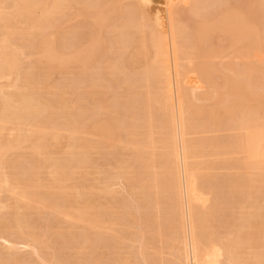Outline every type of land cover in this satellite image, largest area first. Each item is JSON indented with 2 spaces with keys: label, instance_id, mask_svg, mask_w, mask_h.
<instances>
[{
  "label": "rangeland",
  "instance_id": "374dc122",
  "mask_svg": "<svg viewBox=\"0 0 264 264\" xmlns=\"http://www.w3.org/2000/svg\"><path fill=\"white\" fill-rule=\"evenodd\" d=\"M65 1H70V3L63 2L62 7L66 6L65 7L66 9L63 7V9L61 8L62 11L61 10L59 11L60 13L59 12L54 13L56 14V16L52 14L54 15L53 17H51L52 16L51 15L50 17H48V19H43L42 20L43 22L41 23L39 27L40 30L38 28L34 29L33 33L31 31L32 35L29 33L30 35L27 34V37H25L26 35L23 36V34L29 31V29L27 30L29 25L26 23H23L22 21L17 22V24L15 23L14 30L18 35L15 33V36H13L14 40L11 38L9 39L10 41H12L10 43L9 41H7V37L4 38V36H7L6 32H8V30H6V28L4 29L3 27L1 30V26H0V39H1L0 47L3 48L4 46L5 50H3V52L7 51L6 53H8V51H10L9 49L13 48L12 46L14 45V48L11 49V51H14L13 53H15L14 60L16 61L15 64L17 67L13 70H9L8 68H6V66H4L0 69V72H1L0 73V87H2L0 88V98H2L0 100L5 101L9 99L7 97L11 95L10 98L15 97V99L13 98L12 101L10 100V103L12 106H14L13 103H15V100H16L17 102L15 103V106H16V104H18L19 99H20L19 96H21V94L23 95V93L26 92L27 94L29 93L32 96L34 101L37 100L38 98V101L36 102L37 103L40 102L41 105L46 108V109L44 108L45 110L43 109L44 110L42 111L43 114L40 115V117L36 118L35 121L33 120L34 122L32 120L30 121L29 125L31 126H29L27 123H21L19 121H17L16 123L15 121V123L13 122L10 123L11 125L6 124L3 127V130H0V138L4 139L5 141L6 139H8L9 141V139H11L12 137H17V136L19 140L21 139L19 141L20 145L18 143V144L12 145L10 147L11 149L10 148L9 150L7 149L8 151H6L3 154L1 162H0L1 163L0 164V264H180L179 262L180 260L178 258H180L181 254H183L182 245L180 247V245L178 246L179 243L173 244L171 239H169L171 237L170 236L171 234H168V233L172 232L171 225H169L171 224L170 223L171 217H169L168 215L169 212L167 214L168 205L166 204L162 205L163 201H165V199H163L164 198L163 194L161 193L162 191L158 193L159 196L161 195L162 197V199L160 197L159 199H161V201L163 200L162 203L159 201V206L161 207L166 206V208L162 207L161 210L157 211V209H160L159 206L157 207L156 204H155L156 205L155 207L153 206V204L155 203V201L153 202V199L155 200V196H154L155 192L153 188L154 181L161 180L160 178H162V181H164L165 171L162 170L163 168H161L162 166H160L161 160L157 157L154 158V155H153V158L156 159V161H154V163L152 162V164L155 165L156 168L155 167L151 168L146 165L148 164V161L149 162L153 161L151 158L152 154H150L151 156L149 155L151 150L147 149L148 144H149V141H148L149 139L147 140L148 138L147 136L149 134H148V131L146 130L147 127L146 128L144 127V129L142 128L143 130L139 129L138 127L136 128V126L138 125L140 126L143 125V121H141L140 119H142L144 115L142 113H139L140 111L139 112L135 111L136 115H138L139 117L138 118L136 115H134V112H132L133 114L130 113L131 107H134L133 105L137 101V97H138L137 93H139V91L140 93L142 92L145 93V92H144V89L139 90V89L133 88L131 89L132 91L128 90L129 87L127 85H129L128 79L130 76L127 74L126 71H129L130 69L128 70L127 66L126 68H124L120 64V62L122 63L124 62L119 61L120 60L119 57H121L119 52L125 53L124 47L123 48L120 47L122 46L120 43L121 36L124 34L123 33L124 30L129 29L128 21L132 15V11L130 10V8L133 6L134 0H81L80 2L79 0H72V1L65 0ZM175 1L179 4L178 0H175ZM209 1L211 4L207 1L209 5L208 4L206 5L204 4L203 0H198V3L196 4L197 6H200L198 4H201V3L202 5H204L203 6L204 9L198 7L199 11L196 10L197 8L194 9L195 6L193 5L189 6L191 8L193 7L192 8L193 10H190L188 5H183L181 3H180L181 5H179V10H180L179 13L182 10H184L182 11L183 13L182 12L180 13V17L183 18V21H184V31H183L182 39L184 40L185 44L189 39H191V41L189 40L186 45L184 44L185 47L181 51L182 57L183 58L184 57L187 58L189 56L190 58L194 57L195 51L194 49H190L189 47H192L191 42L193 41V38H194V34H193L194 26L193 25L195 24V22H197V20L201 16L203 15L207 16V14H215L219 12L220 13L226 12L228 11L227 10L228 7L231 8L232 6H235L237 8L238 16L241 20L239 23L240 29H241L240 35H239L240 37H238L239 39L238 49L239 50L237 49L238 54H239L238 57H240L239 59L237 58L238 59L237 60L238 69L241 70V72H243L244 70L245 72H248V74H249V69H252L253 75L256 76V77H253L254 79L257 78L258 76L264 78V75H262V73H264V29H262L264 27V0H254L255 2L253 0H219V1L209 0ZM213 2L214 3L218 2V5H216L217 3L214 4ZM14 4L15 2L13 3V0H0V12H1V15H3L2 17L6 18L7 16L8 17L10 16L8 14L10 13L12 14V12L14 11ZM87 6H90L91 8ZM41 8L35 9L36 11L34 10L32 14L33 17L38 16L37 18L39 19L41 18L39 17L41 16V12H42ZM223 8L224 9L227 8L225 9L226 11H224ZM79 9L80 10L82 9L84 13L81 10L82 12L81 14ZM219 9L221 11L218 12ZM241 9L242 10L246 9V11H242ZM86 11L90 12L89 15ZM101 11L103 13H101ZM118 11H120V13L122 14H120ZM114 12L118 14L115 15ZM251 13H253V15ZM4 14H7V15L4 16ZM92 15H94L95 17H93ZM54 17L55 19H53ZM111 18H112V21H110ZM104 19L107 20L105 23L102 22V21H105ZM136 19L138 22L140 21L137 16H136ZM252 19L253 20L255 19L257 28L258 30L260 29L259 32L263 34V35L262 34L259 35L258 37L259 39L257 38V41H256V38L254 39L251 33L248 32L251 29L250 21ZM47 20H49V22ZM115 20L119 21V23L117 21V25H116ZM99 21L100 23L102 22L105 25L100 24ZM111 23L112 25H109ZM125 24H126V27L128 28L125 27ZM44 25L45 26L47 25L46 26L47 28H45ZM94 25L96 26V28ZM246 25L247 27H245ZM90 27L92 28L93 32L89 29ZM93 28L95 29V32ZM23 29L27 31L23 34H20L19 36V33L21 31L24 32ZM79 29H82V30H79ZM84 29H85V32H83ZM88 29H89V32H88ZM86 30L88 33L86 32ZM120 30H123V31H120ZM119 32H122L121 36H119L120 35ZM80 33L82 34L87 33L86 34L87 36H85L86 39L83 38L84 36ZM92 33H96L93 35L94 37L92 36ZM89 35H91L92 38L96 39L94 40L95 46L97 43V47L99 46L100 47L97 51V54L95 50V53L94 54L92 53L93 55L91 54V56H89V54L84 55V58H82V62H80L81 61L80 60L79 65H78V63L74 61L73 59L71 60V58H73V55H75V53L77 54L80 53L78 52L80 47L82 48L83 52L88 50L89 41L87 40L90 39ZM45 37L52 38V40L56 39L55 40L56 42L54 41L50 42L49 38L46 39ZM118 37L120 38L118 40L119 43L117 41ZM112 38H113V41L116 42V45H114L115 42L111 43ZM217 39L214 40L213 43L215 42L216 45L218 44L222 48L224 47L223 49L225 52L222 51L221 56L223 58L217 59L216 63L221 62L222 65L223 64L225 65L230 60V57H229L230 51L227 49V45H225L227 44L226 43L227 41H225L226 39L224 38H220V40H217ZM261 39L262 41H260ZM252 40H255V41H252ZM5 41H6V44H5ZM80 41H81V44H80ZM13 42L15 43L13 44ZM254 42L256 46L252 45L254 44ZM45 43L46 45H49V46L52 45L51 43H55L52 45L53 46L52 50L55 51L54 52L55 54L62 55L63 57L57 55L56 56L57 61L51 64L49 63L48 65L47 63L45 64L46 58L44 56H41L42 54L40 52V50L42 49V46ZM247 45L248 46L250 45V47H248ZM15 46L17 47L15 48ZM7 47L9 49H6ZM256 47L257 49L259 48L260 49L259 50L255 49L254 51V48ZM81 48H80V51H81ZM120 48L122 51L118 50ZM252 49L254 52L252 51ZM18 51L20 52L22 51V52L20 53ZM255 52L258 53L257 54L258 56H256ZM67 53H70V56ZM244 53L246 56L244 55ZM250 53L251 54L254 53L255 55L254 54L251 55ZM123 55L124 54H122V56ZM116 56L117 57L119 56V57L116 58ZM250 56L251 57L253 56V57L251 58ZM66 58L67 60L64 61ZM126 58H127V55H126ZM61 59H63V61ZM117 59L119 61L118 66L120 67L118 66L113 67L115 64L117 65V62L115 63ZM185 61L182 60L183 63ZM72 62L74 63L72 64ZM102 62L104 65L102 64ZM250 63L252 64V66ZM44 64L48 67H46ZM49 65H52V67H49ZM134 66L135 68H137L136 63L132 65V67ZM117 67L118 69H116ZM121 67H123V70ZM120 68H121V71H120ZM112 69L116 72L114 73ZM124 69L126 70L124 71ZM134 69L130 71L131 73L134 72L132 75L138 74L136 73L137 71L139 72V70H137L138 68L136 70ZM10 71H12V74L15 73V75L14 74L12 75ZM123 74H127L129 76L128 77L126 75L128 79ZM217 77H219V75H216V78ZM80 81H82L81 85H80ZM150 87L152 89L155 88L154 85ZM241 91H243V89H241L240 92ZM130 92L132 93L134 92L133 94L136 95L137 97L136 96L134 97V95L130 94ZM129 96L133 97L134 99L136 98V99L135 100L133 98L130 99ZM131 100L134 101V103L132 102V104H130L129 102H131ZM138 101L141 102L139 99ZM138 101L136 102L137 111L139 109L138 104L139 105L141 104ZM153 103L154 102H151V107L155 108L156 105L155 103L154 104ZM52 107H55V108H52ZM105 108L106 110L107 109L108 110L106 111ZM134 108L136 110V106ZM75 110L79 114L75 112ZM51 111H53L54 114L58 117H56ZM60 111H62L63 114L64 113H67V114L63 115L62 112ZM258 113L259 115L254 114L250 116L248 112L244 111V106H243L241 108L239 107V111L237 112L234 119H230V116L228 114L223 115V111H221L220 115L216 117L215 120L207 119L205 117L202 118L203 116H201L200 118L199 116L197 117V120L199 118L197 122L199 123V125L202 124L201 126H203V128L206 129V132H205L206 134L200 131L197 132L198 131L197 130L196 132L195 131L192 132V135L189 136V139L192 142H195L196 140L199 141V142L196 141L195 143L197 142L200 143V141H204L203 143L207 141L209 143L211 142V140L213 143L215 142L224 143V140L228 138L229 139L234 138L239 144L241 143L244 144L250 140L251 136L249 135L251 131H253L252 133V136H253L254 133L257 131V129L262 128V126L264 125V115H263L264 107L260 108ZM190 114L188 115L191 117ZM141 115L142 117H140ZM131 117L133 118L132 122H131ZM151 118L152 120H156V119L158 120L160 117H159V114L157 113L156 116H153L152 114ZM46 119L50 123L52 121L54 125H57L58 123L57 127L61 126V127H58L60 128V130L69 128L67 126L73 125V123L75 125V129H78L77 131L74 130L76 132H74L75 134L73 135L67 131H64V132L57 131L56 132V135L58 137L56 140L51 141L52 146H50V148L48 149V155L52 158V160H56V161L59 160V162L62 163V161L64 162L66 158H71V157H68L70 156L68 154L70 151L69 150V146L71 145L70 143L73 141V140L71 141V138L73 139V137L76 138L74 139V142L75 140L76 141L78 140L77 141L78 143L80 140L81 142L80 144H85L84 149L80 150L81 156L84 154V157L83 156H82L83 158L78 157L80 159L77 158L79 161V162L77 161L79 163L77 165H79L80 168L76 164H73V167L75 166L76 168L77 166L78 168L72 169L71 170L72 172L68 173L69 176L70 175L71 176L70 178L68 177V175H67V178L65 177V179L67 180L66 181L63 180L64 182L61 185L62 189L60 190H58L56 187L51 186L52 183L51 181L49 182V180H51L49 167L46 165L47 167L46 166H44L43 168L40 167L41 168L40 169L38 166H36L38 165V162H36L37 160L33 156L32 150L30 149L31 147L30 143L32 140H34V139H30V137H34L35 135L34 134L33 136H31L32 130H34L35 126H41L44 129H48L49 128L48 125L50 124H46V123H49V122H46ZM106 119L109 120L110 124H112V125H109V127H112L111 132L114 131L112 132L113 136H110V141L105 139L103 135H101L102 132L99 133V129H101ZM137 119H139V121ZM205 119L207 121L208 120H211V121L206 123ZM62 120L63 121L65 120V121L63 122ZM203 121H204V125H203ZM130 122L132 124H130ZM139 122L142 124H139ZM235 122L236 124H234ZM24 124L27 126V128ZM152 125H153L152 128H154V130L151 128V131L152 132L155 131L153 132L152 138L154 140L155 139L161 140L162 136L160 137L159 135L160 132H158L160 129L158 127L156 128L154 127L155 125L158 126V124L153 123ZM133 126L135 127L133 128ZM249 128L252 130H250ZM8 130L10 131L8 132ZM3 131L8 132L9 134ZM194 133L196 134L194 135ZM19 134L20 135L22 134L23 137L19 136ZM23 134L27 136L24 137ZM138 142H140L138 145L139 148H141L140 150L138 149V146H136ZM100 143L101 145L99 146ZM136 149H138V151ZM142 149H144L145 151H143ZM241 149H239L237 146H234V148L230 150L231 151L230 153L228 152L223 153L224 150L219 149L218 150L219 155L217 154V150L211 149L212 152L215 154V156L213 154L211 155L210 153L211 151L209 149L210 152L207 151L210 153V154L208 153L209 156L205 152L206 157L205 156L197 157L196 160L195 159L191 160L193 163L195 162L194 163L195 165H197V162H198V165L200 166L199 169H201V167L204 168V166L205 168H207L205 172L201 171L200 173L199 171L198 174L202 178L201 182H203V187L204 188L206 187L203 193L204 194L207 193L206 195L208 196L206 197H208L209 199L208 203H206V208H209L210 210H212V212L213 210L217 211V212H214L213 214H218L217 216L219 218L216 215H214V217H215V223L216 224L219 223L220 226L218 224L217 225L213 224L214 226H216L215 227L216 229L212 225L214 228L212 230L216 233L219 229L218 231L219 234L217 233L219 237L228 234V232L229 233L233 232L235 230L233 228L239 225L238 217L240 216V214L244 213V211H247L246 208L245 210H243L242 206L240 207V204H239L242 202V201H239V199L243 198V201L246 200V196L245 195L243 196L242 193L246 194L245 191H246L247 185L245 184L246 181L244 182V177H246L245 175L247 174H246V170L244 169V166L240 164L244 158L248 161H251V162H248L249 166L253 168L252 172L254 173V175H256V182L254 184L255 193L253 192L254 196L253 195L252 196L254 198L252 199H254V203L256 201L255 203V205L257 204L256 207L260 206L259 208L261 210V213L264 214V138L261 141L260 149L253 151L251 154H249L248 157H247V154L245 155L243 148ZM153 153H156V154L162 153V150L159 147V145L156 146V151H154ZM80 160L82 161L80 162ZM34 162H36V164ZM235 162L238 163L239 165L236 164ZM32 163L34 164L32 165ZM157 163H160V165H157ZM207 164L209 165L207 166ZM148 169H151V170H148ZM204 169H201V170H204ZM159 172L161 173L159 174ZM154 173L156 175H154ZM150 174H153L152 176L153 179ZM156 176L158 177V179L156 178ZM33 177L34 179H37V180H34ZM240 177L242 179H240ZM28 179L29 180L32 179L33 181H29ZM4 180H7V181L9 180L8 182L10 185L7 186L3 184ZM237 182L239 183L237 184ZM243 182H244V185H243ZM25 183L28 185H26ZM38 183H40L39 185H42V186L45 185V186L40 187ZM22 184L25 187H29L28 189L29 194L32 193V195H34L33 197H31L32 195L30 196L31 197L30 200H28V198H26L25 200V198L22 199L20 198L21 196L20 197L18 196L19 195L18 193L21 191L20 187L23 186ZM213 184L215 188L217 187L216 190L215 188H213ZM233 184L235 185L233 186ZM48 185L51 187H48ZM150 185H153V186H150ZM8 187H11V188H8ZM104 187L106 188V190L104 189ZM13 189H16V192H14L15 190ZM102 189H104L105 192L107 191V193L103 192L104 190ZM60 192L61 193L63 192V193L61 194ZM241 194L242 196H240ZM79 195L81 196V198ZM231 199L233 200L231 201ZM231 202L233 204H231ZM83 203L86 206H83ZM214 203L216 205L217 203L218 205L219 204L220 205L215 206ZM234 205H237V206H234ZM61 206L63 209H66V207L68 209L63 210ZM59 208L62 209L64 212L60 214ZM75 208H77V210H79L80 212H78ZM230 208H232V210H230ZM81 212H84V213H81ZM69 213L71 216L69 215ZM75 213L77 215L81 214L80 216H82L83 219H81V221L74 220L73 218L77 216ZM262 214L261 216H259V218L255 219L256 226L260 224V222L258 221L259 222L258 223L257 220H261V219L263 220L262 217H264V215ZM94 216L95 218L97 217L96 218L97 220H99V218L101 219L102 221L101 227L104 226L103 228L100 227V229L98 230H96L95 228L91 229L90 224H88L86 220L88 221L89 217H90V220L91 219L93 220ZM84 219H86L85 222L88 225L84 223L83 221ZM217 219L218 220L220 219L219 222ZM167 220L169 221V223ZM106 221L108 222L110 221V223ZM236 221L238 222L237 225H236L237 223ZM104 222L106 225H103ZM109 224H111V226H109ZM230 225L232 226L236 225V226L232 228V226ZM88 228H90V230ZM163 230H166V231H163ZM159 232L161 233V236L163 237L159 238L158 236L160 235ZM155 241L157 243H155ZM179 250H181L182 252Z\"/></svg>",
  "mask_w": 264,
  "mask_h": 264
},
{
  "label": "bare ground",
  "instance_id": "6f19581e",
  "mask_svg": "<svg viewBox=\"0 0 264 264\" xmlns=\"http://www.w3.org/2000/svg\"><path fill=\"white\" fill-rule=\"evenodd\" d=\"M80 1L81 0H79V2ZM207 1L210 3L209 0H205V1L203 0L204 4L209 5V3ZM14 2H15L14 11L12 12V14L11 13L8 14V15H10L9 17L8 16L6 18L2 17L3 15H1V12H0L1 30H2V27L4 29L6 28V30H8V32H6L7 36H4V38L7 37V41H9V43L12 42L9 39L10 38L13 39V36H15V33H16L14 30L15 29L14 28L15 23L17 24V22L22 21L23 23H26L29 25V27L27 28V30L29 29L28 32H26L27 30H24V29H23L24 32L21 30L20 31L22 33L18 32L19 36H20V34H23L26 32L25 34H23V36L26 35L25 37H27V34H29V33L31 34V31L33 33L34 29L38 28L40 30L39 27H40L41 23L43 22L42 21L43 19H48V17H50L52 14L59 12L61 10V8L63 9V7H64V6L62 7L63 2H65V3L69 2L70 3V1H65V0H17V1L13 0V3ZM133 2H134L133 6L130 8V10L132 11V15H131L130 19L128 18L129 19V21H128L129 29H127L128 31L124 30L125 32L123 30H120V31H123V33H124L122 36H121L122 32H119V34H120L119 36H121L120 43L122 45L120 47H122V48L124 47L125 53L119 52L122 59H121V57H119V56L118 57L120 58L119 61L124 62V63L120 62V64L124 68H126V66H127L128 70L130 69L129 71H126L130 77L127 74H123V75H125V77L127 79L129 77V79H128L129 85H127V86L130 89L128 88V90H131L133 88L139 89V90L144 89V92H145V93H143V92L140 93V91H139V93H137L138 97L133 94L134 92L133 93L130 92V94L134 95V97L135 96L137 97V101H138V99L141 101V102L138 101L141 104L140 105L138 104L139 109L137 111V105H136L137 101L134 103V101H132L134 98L129 96L130 99L133 98L131 100V102H129V103L132 104V102H133L134 103L133 106L134 107L136 106V110L134 107H131L130 113L133 114L132 112H134V115H136V112L140 111L139 113H142L144 115L143 117H142V115L140 116V117H142V119H140V120L143 121V125H142L143 127L138 125V126H136V128L138 127L139 129L143 130L144 127L145 128L147 127L146 130L148 131V134H149L147 136L148 137L147 140L149 139L148 140L149 144H148L147 149L151 150L152 153L149 151L150 152L149 155L152 154V156L151 155L150 156H151L153 161H151V162L148 161V164H146V165L151 167V168H154L155 165H153L152 162L154 163V161H156V159H154V158L157 157L161 160L160 161L158 159L160 161L161 165H160V163H157V165L162 166L161 167V168H163L162 170L165 171L164 181H162V178H160V177L159 178L161 180H158L159 182L154 181V187L153 188H154V192H155V194H154L155 200L153 199V202L155 201V203L153 204V206L155 207L157 205V207H158L159 201L162 203V201H163V200L161 201L162 197H161V195L159 196V194H158L160 191H162L161 193L163 194V197H164L163 199H165V201H163L162 205H164V204L168 205L167 206V208H168L167 214L169 212L168 215H169V217H171V221H170L171 224H169V225H171L172 232L168 233V234H171L170 235L171 237L169 236L170 237L169 239H171L173 244L179 243L178 246L180 245V247L182 245V251L183 252L181 250H179V251H181L183 254H181L180 258H178L180 260V261L179 260L178 261L180 262V264H264V217H262L263 220L261 218H260L261 220H257V222L259 221L261 225L259 224L260 226L259 225L256 226L255 225V219L259 218V216H261L262 213H261V210L259 208L260 206L258 205L259 207H256V205H257V204L255 205L256 201L254 203V199H252V198H254L253 192L255 193L254 184L256 182V175H254V173L252 172L253 168L251 166H249L248 162H251V161H248L244 158L240 163L244 166V169L246 170V174H247V175H245L246 177H244V182L246 181L245 184L247 185L246 186L247 192L245 191L246 194H244L241 191L243 196L244 195L246 196V200L243 201V198L242 199L238 198L239 201H242L241 203H239V201H238V203L240 204V207L242 206L243 210H245V208H246L247 211H244V213L240 214V216L238 217L239 221L238 220L237 221L239 222V225L237 227H234L238 224L237 221H236L237 222L236 225L232 226L233 223H232V225H230V226H232V228L234 227L233 229H235V230L233 232H231V230H230L231 233L228 232V234H226V235H224L223 234L224 232H223L222 234L224 236H221V237H219V235H218L219 229L216 233L212 230L216 227L213 225V224H216L214 215L217 216L218 214H213L214 212H217L216 210H213V212H212V210H210L209 208H206V203H208L209 199H208V197H206V196H208V195H206L207 193H205V194L203 193L204 189L206 187L205 188L203 187V182H201L202 178L198 174L199 171H200V173H201V171L205 172V170L207 168H205V166H204L205 169L203 167H201V169H204V170H201V169H199L200 166L198 165V162H197V165H195L194 164L195 162L193 163L191 161L193 159L196 160L197 157H204V156L206 157L205 152H206V154H208L211 151L210 152L211 155L213 154L215 156V154L212 152V150H217L218 155H219V151H218L219 149H223L225 151V152L223 151V153H226V152L230 153L231 152L230 150L232 148H234V146H237L239 149L243 148L245 155L247 154V157H248L249 154H251L253 151L260 149L261 141L264 138V125H263L262 128L257 129V131L254 133L253 136H252L253 131H251L250 135H249V136H251L250 140L244 144H242V143L239 144L234 138L233 139L228 138L229 140L228 139L224 140V143H222V142L213 143L212 140L209 143L207 141L205 143H203L204 141H200V143H198L199 141L196 140L198 142L195 143L196 141L192 142L189 139V136L192 135V132H194V131L196 132L197 130H198L197 132L200 131V132H204V134H206L205 133L206 129H204L203 126H201L202 124L199 125V123L197 122L199 120V118L197 120V117H199V116H200V118H201V116H203L202 118L205 117L207 119L215 120V118L220 115L221 111H223V115L228 114L230 116V119H234L237 112L239 111V107L241 108L244 106V111L248 112V114L250 116L254 115V114L259 115V113H258L259 109L264 107V78L258 76L257 78L254 79L253 77H256V76L253 75L252 69H249L250 75L248 74V72H245L244 70H243V72H241V70L238 69L237 60L240 57H238L239 54H238L237 49H238V44H239L238 37H240L239 35H240V30H241L239 23L241 20L238 16L237 8L235 6H232L231 8L228 7V9L225 8L228 11H226L223 8V10L226 12H222V13L219 12V11H221L219 9L218 10L219 13L207 14V16L203 15L199 19L197 18L198 20L196 19L197 22H195V24L193 25L194 26V28H193L194 38H193V41L191 42L192 47H189L190 49H194V51H195L194 57H192L194 59H192V58H190V56L187 58L182 57L181 51H182V49H184V47L188 43V41L189 40L191 41V39H189L186 42V44H185L184 40L182 39V35H183V31H184V21H183V18L180 17V13L184 10H182L179 13V11H180L179 5H181V4L188 5V7L193 5V6H195L194 9L197 8L196 10H198V7L203 8L204 5H202V3L198 4V5L202 6V7H200V6L196 5L198 3V0L197 1L196 0H178L179 4L175 0H134ZM77 3H78V1H77ZM215 3H217L216 5H218V2H215ZM67 4H65V5H67ZM82 4H83V2H82ZM87 7H90V6H87ZM38 8L42 9L41 16H39V17H41L40 19L37 18L38 16L36 17L34 15L35 17H33V15H32L34 10L38 9ZM189 8H190V10H193L192 9L193 7L192 8L189 7ZM189 8H187V9H189ZM11 9H13V8H11ZM253 9H255V8H253ZM81 10H80V12H81ZM242 11H246V9H243ZM82 12H83V10H82ZM82 12H81V14H82ZM118 12L120 13V11H118ZM87 13L89 15L90 12H87ZM101 13H103V12L101 11ZM116 14H118V13H115V15ZM120 14H122V13H120ZM251 14L253 15V13H251ZM6 15L7 14H4V16H6ZM54 15L56 16V14H54ZM54 15H52L51 17H53ZM78 15H79V13H78ZM104 15H105V13H104ZM92 16L95 17L94 15H92ZM127 16H128V14H127ZM136 16L140 20L139 22L137 21ZM76 17H77V15H76ZM90 18H92V17H90ZM50 19H52V18H50ZM53 19H55V17ZM79 19H80V17H79ZM101 19H102V17H101ZM108 19H109V17H108ZM49 20H47V21L49 22ZM104 20L105 21H102V22L105 23L107 20L106 19H104ZM110 21H112V18ZM117 21L115 20L116 25H117ZM102 22L100 23V21H99L100 24H103ZM247 22H249V21H247ZM118 23H119V21H118ZM92 24H94V23H92ZM126 24H125V27H126ZM250 24H251V29L249 28L250 30L248 32H250L252 37H254V39L256 38V41H257V38L262 33L259 32L260 29L258 30L255 19L254 20L252 19L250 21ZM83 25H85V24H83ZM103 25H105V24H103ZM109 25H112V23ZM248 25H249V23H248ZM46 26H45V28H47ZM119 26H120V24H119ZM262 26H263V24H262ZM128 27H126V28H128ZM245 27H247V25ZM249 27H250V25H249ZM95 28H96V26H95ZM89 29L92 31L91 27ZM89 29H88V32H89ZM262 29H264V27ZM16 30H18V29H16ZM79 30H82V29H79ZM93 30L95 32L94 28H93ZM83 32H85V29ZM86 32H87V30H86ZM245 32H246V30H245ZM262 32H263V30H262ZM96 33H97V31H96ZM96 33H92V36ZM49 34H50V32H49ZM80 34H82V33H80ZM86 34H82L84 36L83 38H85V36H87ZM243 34H242V36H243ZM39 35H40V33H39ZM19 36H18V38H19ZM89 37H90V39L87 38V39H89V40H87V41H89L88 50L83 52L82 48L80 47L81 51H80V48H79V50L77 49L78 52H80V53L79 54L75 53V55H73V58H71V60L73 59L74 61H76L78 63V65H79L80 60H81L80 62H82V58H84V55L89 54V56H91L92 53L93 54L95 53V50H96V54H97V51L100 47L99 45H98L99 47H97V43L95 46L94 40H96V39L92 38L91 35H89ZM48 38H46V39H48ZM220 38L226 39L225 41H227L226 42L227 44H225V43L224 44L227 45V49L230 51V53H229L230 60L225 65L224 64L222 65L221 62H217L218 64L216 63L217 59L223 58L221 56L222 51L225 52L223 49L224 47L222 48L220 45H218V44L216 45L215 42L213 43L214 40H216V39L220 40ZM119 39L120 38L118 37L117 41ZM55 40L56 39L52 40V38H49L50 42H52V41L56 42ZM115 40H116V38H115ZM15 41H17V40H15ZM112 41H113V38H112ZM112 41H111V43L115 42V41H113V42ZM185 41H186V39H185ZM252 41H255V40H252ZM260 41H262V39ZM14 43L15 42H13V44ZM118 43H119V41H118ZM5 44H6V41H5ZM51 44L53 45L55 43H51ZM80 44H81V41H80ZM101 44H103V43H101ZM52 45L49 46V45H46V43H45L42 46V49L40 50V52L42 54L41 56H44L46 58L45 64L47 63V65L49 63L51 64V63L57 61L56 56L59 55V54L54 53L55 51L52 50L53 49ZM114 45H116V42ZM252 45H255V42ZM10 46H12V45H10ZM17 46H19V45H17ZM17 46H15V48ZM12 47L14 48V45ZM248 47H250V45ZM13 48H11V49H13ZM22 48H23V46H22ZM38 48H39V46H38ZM261 48H262V46H261ZM6 49H9V48L7 47ZM11 49H9L10 51H8V53H6L7 51L6 52L4 51L5 52L4 53L3 52V50H5L4 46H3V48L0 47V69L4 66H6V68H8L9 70H13V69L17 68L16 64H15L16 61L14 60V56H15L14 54L15 53H13L14 51H11ZM255 49H257V47L254 48V51H255ZM259 49H257V50H259ZM55 50H57V49H55ZM118 50H121V48ZM112 51H114V50H112ZM191 51H189V52H191ZM252 51H253V49H252ZM18 52H20V51H18ZM56 53H57V51H56ZM67 54H69V56H70V53H67ZM122 54H124V55L122 56ZM253 54L254 53H252L251 55H253ZM257 54L258 53H256V56H258ZM126 55H127L128 60L126 58ZM244 55H245V53H244ZM59 56L63 57L62 55H59ZM118 57L116 56V58H118ZM64 58H65V56H64ZM89 58H91V57H89ZM61 60L63 61V59H61ZM66 60H67V58L64 61H66ZM109 60H111V59H109ZM109 60H108V62H109ZM138 60H139V62H138ZM182 60H184V61L186 60V61L183 63ZM113 61H115V60H113ZM119 61L117 59V61H115V63L117 62V65L115 64L113 67L118 66ZM86 62H88V61H86ZM248 62H249V60H248ZM73 63L74 62H72V64ZM127 63H128V65H127ZM135 63L137 64L138 69L135 68V66L132 67V65ZM261 63H262V61H261ZM81 64H83V63H81ZM102 64H103V62H102ZM261 65H263V64H261ZM111 66H109V67H111ZM251 66H252V64H251ZM46 67H48V66H46ZM49 67H52V65H49ZM118 67H120V66H118ZM118 67L116 69H118ZM123 67H121L122 70H123ZM121 68H120V71H121ZM132 69L139 70V72L138 71L136 72L138 74L132 75L134 73V72L133 73L130 72V71H132ZM52 70H53V68H52ZM103 70H105V69H103ZM125 70L126 69H124V71ZM112 71H114V70L112 69ZM124 71H122V72H124ZM10 72L12 74V71H10ZM108 72H109V70H108ZM115 72L116 71H114V73ZM128 72L131 74H129ZM13 74L15 75V73H13ZM123 75H121V76H123ZM216 75H219L220 78L219 77L216 78ZM262 75H264V73H262ZM81 82L82 81H80V85H81ZM93 84H94V82H93ZM152 85H154L155 88L152 89L150 87ZM0 88H2V87H0ZM241 89H243V91L240 92ZM25 91H26V89H25ZM27 92H28V90H27ZM18 94H19V92H18ZM8 95H10V94H8ZM10 97H11V95L9 97H7L9 99L6 98L8 101L7 100H5V101L0 100V130H3V127L6 124H10L12 122L15 123V121H16V123H17V121H19L21 123H27L29 125L31 120L35 121L36 118L40 117V115L43 114L42 111H44L46 109L44 106L41 105L40 102L39 103L36 102V101H38V98H37V100L34 101L32 96L29 93L27 94L26 92H24L23 95L21 94V96H19L20 97L19 102H18V104H16V106H15V103H17L16 100H15V103H13L14 106H12L10 103V100L12 101L13 98L15 99V97H13V98H10ZM0 99H2V98H0ZM41 99H43V98H41ZM46 100H48V99H46ZM261 100H262V102H261ZM151 102L155 103V105H156L155 108L151 107ZM48 103H50V102H48ZM52 108H55V107H52ZM129 108H128V110H129ZM105 110H106V108H105ZM132 110H134V111H132ZM51 112H53V111H51ZM57 112H58V110H57ZM60 112H62V111H60ZM75 112H77V111L75 110ZM157 113L159 114V117L161 118V120H160V118L158 120L157 119L152 120V118H151L152 114H153V116H156ZM53 114H54V112H53ZM62 114H63V112H62ZM64 114H67V113H64ZM188 114H190L191 117ZM58 115H59V113H58ZM136 116L138 117V115H136ZM56 117H58V116H56ZM68 120H66V121H68ZM70 120H72V119H70ZM132 120H133V118L131 117V122H132ZM137 120L139 121V119H137ZM202 120H204V119H202ZM211 120L207 121L205 119L206 123L211 121ZM46 122H49V121H47V119H46ZM131 122H130V124H132ZM152 122L154 124H158V126L155 125L154 127L155 128L158 127L160 129L158 132H160L159 133L160 137L162 136L161 140H159V139L154 140L152 138L153 132H155V131H153V132L151 131V128L153 127ZM65 123H67V122H65ZM112 123H113V121H112ZM46 124H50V125H48L49 128L47 127L48 129H44L41 126H35L34 130H32L31 136H33L34 134L35 135H34V137H30V139H34L32 141L29 140V141H31L30 149L32 150L33 156L37 160V161L36 160L35 161L38 162V165H36V166H38L39 168L40 167L43 168L44 166L47 165L49 167V170H50L51 180H49V182L51 181V183H52L51 186L56 187L58 190H60V189H62L61 188L62 183L67 180V179H65V177L67 178V175H68V177L70 178V176H71V175L69 176L68 173L69 172L71 173L72 169H76L79 167V165H77V164H79L78 159H80V158H78V157H82V156L84 157L83 152H82L83 155L81 156L80 150L84 149L85 144H80L81 143L80 140L78 143H77L78 140L77 141L75 140V142H74V139H76V138L73 137V139L71 138V141L73 140L72 141L73 143L72 142L70 143L71 144L69 146L70 151L68 154V155H70L68 157H71V158H66V160H64V162L62 161V163L59 162V160L58 161L52 160V158L48 155V149L50 148V146H52L51 141L56 140L58 137L56 135V132L57 131H63V132L67 131L73 135V134H75L74 132H76L78 129H75L74 123H73V125H68L67 127H69V128L61 129V130H60V128H58L61 126L57 127L58 123H57V125H54L51 121V123L49 122ZM135 124H136V122H135ZM139 124H142V123L139 122ZM211 124H212V122H211ZM234 124H236V122ZM109 125H112V124H110L109 120L106 119L103 126L101 127V129H99V133L102 132L101 135H103V137L105 139L110 141V136H113L112 132H114V131L111 132L112 127H109ZM203 125H204V121H203ZM29 126H31V125H29ZM64 126H63V128H64ZM76 126H77V124H76ZM43 127H44V125H43ZM134 127L135 126H133V128ZM26 128H27V126H26ZM152 129L154 130V128H152ZM74 130H76V131H74ZM250 130H252V129H250ZM9 131L10 130H8V132ZM3 132H6V131H3ZM8 132H6V133H8ZM11 133H13V132H11ZM195 134L196 133H194V135ZM154 135H155V133H154ZM19 136H22V134L21 135L19 134ZM25 136H27V135H24V137ZM17 137H12L11 139H9V141H8V139H6V141H5L4 139L0 138V162H1L3 154L6 151H8L12 145L19 143V141L21 139L19 140V138H17ZM3 138H5V137H3ZM23 139H25V138H23ZM215 141H217V140H215ZM139 143L140 142H138V144H136V146H138ZM88 144H90V143H88ZM19 145H20V143H19ZM100 145H101V143L99 144V146ZM157 145H159V147L162 150L161 154L160 153L156 154L157 152L153 153L154 151H156ZM143 146H144V144H143ZM134 147H135V145H134ZM140 147H141V145H140ZM207 148H208V150H207ZM138 149L140 150L141 148H139V146H138ZM138 149H136V150L138 151ZM209 149H210V151H209ZM142 150L145 151L144 149H142ZM207 151H209V152H207ZM220 152H221V150H220ZM209 154H208V156H209ZM221 154H222V152H221ZM153 155H154V158H153ZM218 155H216V156H218ZM158 160H157V162H158ZM239 160H237V161H239ZM81 161L82 160H80V162ZM36 162H34V163L36 164ZM34 163H32V165ZM149 163H151V164H149ZM73 164H76L78 167L77 166H76V168H75V166L73 167ZM236 164H238V163H236ZM201 165H202V163H201ZM208 165L209 164H207V166ZM211 167H210V169H211ZM236 167H237V165H236ZM146 169H147V167H146ZM210 169H208V170H210ZM148 170H151V169H148ZM160 173L161 172H159V174ZM148 174H149V172H148ZM150 175H151V177L153 176V174H150ZM154 175H156V174L154 173ZM157 175H158V173H157ZM156 178L158 179L157 176H156ZM33 179H34V177H33ZM152 179H153V177H152ZM240 179H242V178L240 177ZM34 180H37V179H34ZM8 181L4 180L3 184H5L7 186L10 185ZM29 181H33V180L30 179ZM35 182H37V181H35ZM244 182H243V185H244ZM217 183H219V182H217ZM220 183H222V182H220ZM238 183L239 182H237V184ZM39 184L40 183H38V185ZM149 184H150V182H149ZM26 185H28V184H26ZM49 185H48V187H51ZM234 185L235 184H233V186ZM23 186L20 187L21 191L18 193L19 194L18 196L19 197L21 196L20 198H22V199L25 198V200H26V198H28V200H30V198L33 197L34 195H32V193L29 194V191H28L29 187H25V186L23 187ZM39 186L41 187L42 185H39ZM43 186H45V185H43ZM150 186H153V185H150ZM231 186H232V184H231ZM11 187H8V188H11ZM213 188H215L214 184H213ZM216 188H215V190H216ZM104 189L106 190L105 187H104ZM104 189H102V190H104ZM13 190H15L14 192H16V189H13ZM13 190H11V191H13ZM105 190L103 192H105ZM151 190H153V189H151ZM105 193H107V191ZM242 194L240 196H242ZM159 197L161 199H159ZM80 198H81V196H80ZM233 199H231V201ZM86 202H84V203H86ZM84 203H83V206H86ZM231 204H233V203L231 202ZM217 205H218V203H217ZM217 205L215 204V206H217ZM91 206H93V205H91ZM234 206H237V205H234ZM68 207H69V205H68ZM88 207H89V205H88ZM162 207L166 208V206H162ZM162 207L159 206L160 209H157V211L161 210ZM211 207H212V205H211ZM61 208H62V206H61ZM91 208H93V207H91ZM232 208H234V207H232ZM232 208H230V210H232ZM62 209L59 208L60 214L64 212L63 210H66L68 208L66 207V209H63V210ZM75 209L77 210V208H75ZM79 209H80V207H79ZM216 209H217V207H216ZM239 209H241V208H239ZM77 211L80 212L79 210H77ZM81 213H84V212H81ZM69 215H70V213H69ZM80 215H77L73 219L81 221V219H83V217ZM262 215H264V214H262ZM64 216H65V214H64ZM95 216L93 217V220L92 219L90 220V217H89L88 221L86 219H84L83 221L85 224H87V223L90 224L91 229L95 228L96 230H98L101 227L102 221L100 218H99L100 221L97 220L96 219L97 217L95 218ZM72 217H71V219H72ZM86 217H88V216H86ZM85 220L87 223L85 222ZM219 220H218V222H219ZM106 222H108V221H106ZM108 223H110V221ZM168 223H169V221H168ZM111 224H112V222H111ZM111 224H109V226H111ZM217 224L219 225V223H217ZM262 224H263V226H262ZM103 225H106L105 222ZM212 225L214 226V228ZM103 227L104 226H102L101 228H103ZM107 227H108V225H107ZM88 229L90 230V228H88ZM223 229H225V228H223ZM163 231H166V230H163ZM95 233H97V232H95ZM165 233H163V234H165ZM220 235H221V233H220ZM158 236H159V238L163 237V236H161V233ZM155 243H157V242L155 241ZM173 244H172V246H173Z\"/></svg>",
  "mask_w": 264,
  "mask_h": 264
}]
</instances>
